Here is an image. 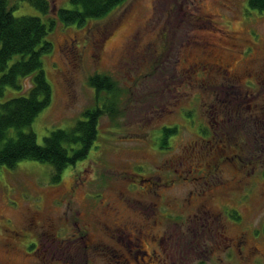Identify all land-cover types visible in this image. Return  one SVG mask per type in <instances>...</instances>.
Returning <instances> with one entry per match:
<instances>
[{
    "label": "rangeland",
    "instance_id": "obj_1",
    "mask_svg": "<svg viewBox=\"0 0 264 264\" xmlns=\"http://www.w3.org/2000/svg\"><path fill=\"white\" fill-rule=\"evenodd\" d=\"M47 1L43 18L9 0L15 16L54 19L36 142L86 109L103 113L88 155L57 183L47 163L0 167V264H264V8L125 0L66 25L56 13L69 0ZM207 62L229 76L191 70ZM96 73L111 92L89 86Z\"/></svg>",
    "mask_w": 264,
    "mask_h": 264
},
{
    "label": "trees",
    "instance_id": "obj_2",
    "mask_svg": "<svg viewBox=\"0 0 264 264\" xmlns=\"http://www.w3.org/2000/svg\"><path fill=\"white\" fill-rule=\"evenodd\" d=\"M124 1L69 0L71 7L59 8L56 14L62 24L80 25L86 19L106 15ZM28 2L43 18L49 11L47 0ZM247 3L248 7L259 11L264 8V0H247ZM53 25L54 19L51 17L15 16L9 0H0V167L13 168L23 160L47 163L52 169L51 180L57 183L65 167L88 155L97 138L98 119L103 110L101 106L86 109L82 118L69 128L52 129L43 137L41 144L36 142L30 126L51 100V88L45 77L41 57L51 51L47 35ZM198 69L203 70L207 78L212 72L223 74L207 63L194 64L191 68L192 71ZM25 79L29 80L28 86L24 83ZM88 84L96 93L102 90L111 92L115 85L108 75L99 73L89 76ZM7 88L17 92L16 95L5 97ZM108 100L104 106L113 115V99ZM173 131L164 127L166 135ZM212 150L218 152L217 149ZM262 233L264 235V223Z\"/></svg>",
    "mask_w": 264,
    "mask_h": 264
},
{
    "label": "flooded vegetation",
    "instance_id": "obj_3",
    "mask_svg": "<svg viewBox=\"0 0 264 264\" xmlns=\"http://www.w3.org/2000/svg\"><path fill=\"white\" fill-rule=\"evenodd\" d=\"M203 64H204V63H201L200 65H203ZM207 64H208V66H211V67L214 68V69H218V71L222 72L224 75L229 76V73H226V69H225L222 65H220V64H214V63H210V62H207ZM205 65H206V63H205ZM231 78H232V79H236L237 77H236V76H234V77L231 76ZM144 180L147 181V179H144ZM109 220L112 221V224H113V225H115L114 230H115L116 232L126 233V232H124V230L121 228V227L123 226V223L120 224V223H119L120 221H119L118 219H112V218H110ZM130 225H131V224H130ZM108 226H110V225H108ZM141 227L145 228L146 226H144V225L141 223L140 228H141ZM140 228H139V227H138V228H134V231H133V232H138L137 230H139ZM138 233H140V232H138ZM126 234H127V235H130V231H129L128 233H126ZM223 239H224V240H227V237L224 236ZM229 240H232V239L229 238ZM88 241H89V239H88ZM82 244H83L84 247L87 246V239H86V238L83 240ZM252 249H253V248H252ZM135 260H136V258H135Z\"/></svg>",
    "mask_w": 264,
    "mask_h": 264
}]
</instances>
